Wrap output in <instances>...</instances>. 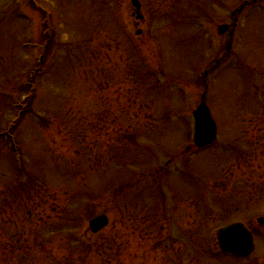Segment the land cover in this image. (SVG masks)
Here are the masks:
<instances>
[{
    "label": "rangeland",
    "instance_id": "obj_1",
    "mask_svg": "<svg viewBox=\"0 0 264 264\" xmlns=\"http://www.w3.org/2000/svg\"><path fill=\"white\" fill-rule=\"evenodd\" d=\"M139 2L140 21L132 0H0V132L53 28L22 167L0 140V264H264V0ZM204 92L218 140L200 151ZM237 222L253 255L215 256Z\"/></svg>",
    "mask_w": 264,
    "mask_h": 264
},
{
    "label": "water",
    "instance_id": "obj_2",
    "mask_svg": "<svg viewBox=\"0 0 264 264\" xmlns=\"http://www.w3.org/2000/svg\"><path fill=\"white\" fill-rule=\"evenodd\" d=\"M133 5L140 11V4L138 0H133ZM141 18V17H139ZM227 27L221 28L225 32ZM197 123L195 140L198 146L209 144L214 139L215 129L212 124L210 112L205 104L201 105L194 113ZM211 123V125H210ZM212 128V129H211ZM259 223L264 225V219ZM109 224L108 217L103 215L90 221L89 227L93 233H98ZM218 240L221 248L226 254H233L236 256H248L254 250V241L252 235L246 230L243 225L236 224L228 227L218 233Z\"/></svg>",
    "mask_w": 264,
    "mask_h": 264
},
{
    "label": "trees",
    "instance_id": "obj_3",
    "mask_svg": "<svg viewBox=\"0 0 264 264\" xmlns=\"http://www.w3.org/2000/svg\"><path fill=\"white\" fill-rule=\"evenodd\" d=\"M53 40V38L50 39V42ZM49 42V43H50ZM52 44V42H51ZM50 51V50H49ZM49 51H48V55H49ZM35 79H37V77H35L34 79L32 78L28 83L31 84V85H35ZM26 87V85L24 86ZM25 89V88H24ZM33 102H30L29 106H28V109L24 115V117L30 112L31 110V105H32ZM14 133V129L12 128H8L6 131H1L0 132V140L3 142V143H6L8 144L9 146H11L12 148V153H13V156H16V154H22L21 152V149L20 147H18L17 143H16V138H15V135L13 134ZM21 170V169H19Z\"/></svg>",
    "mask_w": 264,
    "mask_h": 264
}]
</instances>
